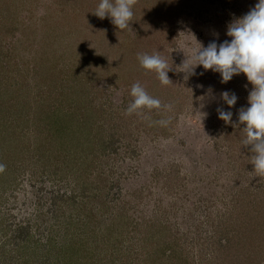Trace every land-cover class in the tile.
Returning <instances> with one entry per match:
<instances>
[{"label":"rangeland","instance_id":"1","mask_svg":"<svg viewBox=\"0 0 264 264\" xmlns=\"http://www.w3.org/2000/svg\"><path fill=\"white\" fill-rule=\"evenodd\" d=\"M256 2L135 0L121 31L99 0H0V264H264V174L238 122L251 85L180 68ZM134 83L161 108L128 113Z\"/></svg>","mask_w":264,"mask_h":264},{"label":"clouds","instance_id":"2","mask_svg":"<svg viewBox=\"0 0 264 264\" xmlns=\"http://www.w3.org/2000/svg\"><path fill=\"white\" fill-rule=\"evenodd\" d=\"M134 3L135 0H99L92 13L100 19L109 17L121 31L131 30ZM225 35L230 39L219 43L212 40L207 46L198 42L193 35L199 47L192 50L193 62L187 63L186 58L180 68L182 72L187 73L186 80L197 75V67L218 73L221 83H227L233 76L239 74L246 77L251 89L248 92L247 105L238 110V122L244 125L245 136L242 144L251 146L250 151L253 153L251 164L254 166V172L259 176L264 174V0H257L246 14L233 19L227 25ZM137 59L143 69L156 73L161 84L171 83L167 75L171 67L158 53L138 54ZM130 96L133 99L126 110L128 113L141 108H161V101L150 96L140 83L131 86ZM220 99L228 108H232L236 105L238 97L233 92L223 90L220 92ZM164 107L170 108L171 105ZM217 113L218 119L225 124L232 123V111L220 107L217 108ZM199 114L200 120L208 115L206 112ZM159 123L163 125L167 121L162 120Z\"/></svg>","mask_w":264,"mask_h":264}]
</instances>
